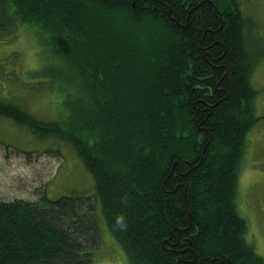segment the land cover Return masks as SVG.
<instances>
[{
  "label": "trees",
  "instance_id": "16d2710c",
  "mask_svg": "<svg viewBox=\"0 0 264 264\" xmlns=\"http://www.w3.org/2000/svg\"><path fill=\"white\" fill-rule=\"evenodd\" d=\"M244 22L238 0H0V34L33 30L61 96L50 121L1 100L0 117L68 143L94 185L1 200L0 264H96L94 201L129 264H264L237 203Z\"/></svg>",
  "mask_w": 264,
  "mask_h": 264
},
{
  "label": "rangeland",
  "instance_id": "374dc122",
  "mask_svg": "<svg viewBox=\"0 0 264 264\" xmlns=\"http://www.w3.org/2000/svg\"><path fill=\"white\" fill-rule=\"evenodd\" d=\"M238 1L252 62L250 84L257 121L246 135L237 203L247 223V238L264 258V0ZM49 57L31 28L14 25L0 34V100L15 102L42 121L52 120L60 110L61 96L42 75L50 66ZM93 192L91 175L68 143L38 139L28 128L0 117V201H36L42 194L51 199L89 197ZM94 207L98 231V244L91 250L94 262L129 264L95 201Z\"/></svg>",
  "mask_w": 264,
  "mask_h": 264
},
{
  "label": "water",
  "instance_id": "95a60500",
  "mask_svg": "<svg viewBox=\"0 0 264 264\" xmlns=\"http://www.w3.org/2000/svg\"><path fill=\"white\" fill-rule=\"evenodd\" d=\"M176 163V162H175ZM179 262V261H178Z\"/></svg>",
  "mask_w": 264,
  "mask_h": 264
}]
</instances>
